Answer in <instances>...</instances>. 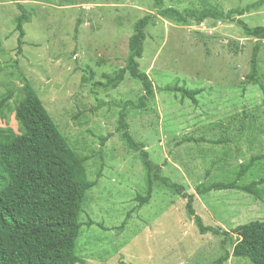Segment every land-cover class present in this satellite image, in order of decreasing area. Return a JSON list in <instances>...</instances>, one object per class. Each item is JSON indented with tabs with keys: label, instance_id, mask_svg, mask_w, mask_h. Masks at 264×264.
I'll return each mask as SVG.
<instances>
[{
	"label": "rangeland",
	"instance_id": "1",
	"mask_svg": "<svg viewBox=\"0 0 264 264\" xmlns=\"http://www.w3.org/2000/svg\"><path fill=\"white\" fill-rule=\"evenodd\" d=\"M256 1L163 0V8L228 11ZM19 7L28 21L18 55ZM146 15L154 18L146 28L140 70L156 87L177 84L200 93L193 104L179 94L156 91L144 109H126L129 133L144 144L153 163L163 165L164 177L194 195L195 214L205 226L230 232L264 221V185L255 188L257 197L235 190L196 193L200 184L234 180L240 164L264 153V40L256 84L245 85L257 40L234 22L206 19L179 26L159 17L152 0H0V101L27 80L70 147L86 158L90 180L103 164L80 216L77 255L85 264H212L231 253L233 234L232 240L201 235L186 215V201L167 190L154 189L148 204L137 208L136 196L145 192L144 173L137 152L116 127L121 106L136 101L142 88L128 75L116 89L103 86L104 75L124 66L133 25ZM237 18L250 27L264 26V5ZM18 100L15 94L0 107V128L14 135L19 134L13 116ZM100 138L107 139L102 161ZM189 138L219 143L179 144ZM263 176L264 161L239 183ZM224 264L249 262L230 257Z\"/></svg>",
	"mask_w": 264,
	"mask_h": 264
},
{
	"label": "trees",
	"instance_id": "2",
	"mask_svg": "<svg viewBox=\"0 0 264 264\" xmlns=\"http://www.w3.org/2000/svg\"><path fill=\"white\" fill-rule=\"evenodd\" d=\"M263 5L264 0H258L244 9L224 11L208 6L209 8L205 7L196 12L163 8V0H152V6L159 17L179 26H189L191 21L201 23L206 19L227 20L237 24L245 36L256 39L245 85L256 84L257 55L259 43L264 40V26L250 27L237 17L258 10ZM19 10L20 15L16 18L18 55L21 54L23 46L22 25L28 21L25 10L22 7H19ZM153 18L146 15L134 23L132 35L128 39L124 66L112 74L104 75L106 83L103 85L105 88L116 89L128 75L142 88V94L136 101L123 103L118 113L116 127V132L120 134L127 147L137 152L144 173L145 192L144 195L136 196L137 208L148 204L154 189L167 190L186 201V215L193 221L201 235H222L224 239L229 240H232V234L234 235L231 253L225 252L212 264H224L230 257L244 259L249 264H264V221H252L230 232L218 227L205 226L201 218L195 214L194 195L186 193L182 185L164 177L161 173L163 165L153 163L145 151L144 144L135 141L129 133L126 109L128 107L144 109L156 91L179 94L181 99H188L193 104L197 103L196 96L200 93L198 89L188 90L177 84L156 87L148 75L140 70L138 60L143 55L146 28ZM77 28L78 23L75 33ZM22 80L23 86L17 93L9 91L0 101L1 107L15 94L19 97L13 114L19 125V134L14 135L10 130L0 128V264H85L77 255V242L82 228L80 216L86 194L97 184L103 164L100 163L97 169L96 179L90 180L84 167L86 158L79 157L70 147L30 83ZM192 140L219 143L189 138L179 144ZM106 141V138H100L98 150L100 161L102 147ZM263 161L264 153L252 156L235 169L234 180L200 184L196 187V193L206 195L212 191L235 190L257 197L255 188L264 185V176L259 180H252L249 184H240L239 180L244 178L252 167ZM206 175H209V171ZM129 218L128 213L119 227L120 230L126 226Z\"/></svg>",
	"mask_w": 264,
	"mask_h": 264
}]
</instances>
